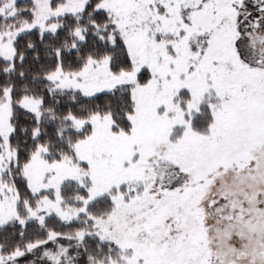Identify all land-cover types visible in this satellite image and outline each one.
I'll return each mask as SVG.
<instances>
[{"label":"snow or ice","instance_id":"6c2138e0","mask_svg":"<svg viewBox=\"0 0 264 264\" xmlns=\"http://www.w3.org/2000/svg\"><path fill=\"white\" fill-rule=\"evenodd\" d=\"M0 264H264V0H0Z\"/></svg>","mask_w":264,"mask_h":264}]
</instances>
